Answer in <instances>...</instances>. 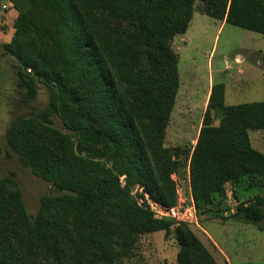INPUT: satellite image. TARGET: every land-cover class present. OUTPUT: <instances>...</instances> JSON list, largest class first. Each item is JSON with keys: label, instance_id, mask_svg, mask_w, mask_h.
<instances>
[{"label": "trees", "instance_id": "1", "mask_svg": "<svg viewBox=\"0 0 264 264\" xmlns=\"http://www.w3.org/2000/svg\"><path fill=\"white\" fill-rule=\"evenodd\" d=\"M24 1L16 38L2 48L20 63L30 98L36 77L46 84L51 109L71 133L38 118L11 129L15 152L54 193L32 216L18 184L0 176V264H112L117 229L111 218L122 223L126 248L134 233L169 236L177 224V264H217L188 223L155 218L132 191L142 188L164 208L178 202L173 175L182 163L165 147L180 89L171 44L187 32L196 3L213 19L264 35V0ZM126 25L134 28L142 59L115 31ZM252 130H264V100L226 105L224 85H215L189 155L198 213L214 196L226 198L227 183H264V154L253 148ZM75 142L87 158L75 154ZM232 216L263 231L264 190Z\"/></svg>", "mask_w": 264, "mask_h": 264}, {"label": "rangeland", "instance_id": "2", "mask_svg": "<svg viewBox=\"0 0 264 264\" xmlns=\"http://www.w3.org/2000/svg\"><path fill=\"white\" fill-rule=\"evenodd\" d=\"M22 1L25 2L0 0V176L14 179L23 192L29 213L35 216L42 199L53 194L54 187L35 176L15 152L10 142L11 129L24 119L38 118L61 134L71 132L51 109L46 84L36 77L37 94L30 98L28 87L22 85L19 77L20 63L2 48L16 38V22L28 8ZM115 31L130 43L132 53L142 59L132 37L134 28L126 25ZM171 48L179 63L180 89L167 126L165 147L182 163L173 175L181 204L189 203V155L203 127L213 87L224 85L226 105L264 100V35L213 19L206 15L205 5L197 2L190 27L185 34L174 38ZM28 73H32L30 69ZM219 115L214 113L215 125L219 124ZM249 133L253 148L264 154V130ZM81 150L75 142V154L87 158L88 154ZM263 190L264 183L255 188L248 187V183L240 186L227 183L226 198L214 196L213 204L199 211L198 224L188 225L217 264H264V230L232 216L239 204L250 201ZM132 194L134 202L145 201L155 218L164 219L153 211L150 204L154 201L142 188L135 187ZM110 224L117 229L112 264H177L180 250L174 233L177 224L169 236L165 231L134 233L127 248L120 236L124 230L122 223L111 218Z\"/></svg>", "mask_w": 264, "mask_h": 264}, {"label": "built area", "instance_id": "3", "mask_svg": "<svg viewBox=\"0 0 264 264\" xmlns=\"http://www.w3.org/2000/svg\"><path fill=\"white\" fill-rule=\"evenodd\" d=\"M189 203L176 204L172 208H164L156 202L151 203V208L155 211L160 218H167L176 222H184L188 224H198L197 208L190 192Z\"/></svg>", "mask_w": 264, "mask_h": 264}]
</instances>
